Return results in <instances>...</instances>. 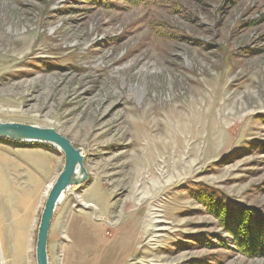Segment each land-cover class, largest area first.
Segmentation results:
<instances>
[{
  "label": "rangeland",
  "instance_id": "374dc122",
  "mask_svg": "<svg viewBox=\"0 0 264 264\" xmlns=\"http://www.w3.org/2000/svg\"><path fill=\"white\" fill-rule=\"evenodd\" d=\"M0 122L84 154L50 264H264L211 206L264 222V0H0ZM29 149L0 144V264H37L64 167Z\"/></svg>",
  "mask_w": 264,
  "mask_h": 264
},
{
  "label": "water",
  "instance_id": "95a60500",
  "mask_svg": "<svg viewBox=\"0 0 264 264\" xmlns=\"http://www.w3.org/2000/svg\"><path fill=\"white\" fill-rule=\"evenodd\" d=\"M0 139L26 144H43L57 149L64 157V167L52 183L40 217L37 230V264H50L48 255L49 234L59 201L72 187H80L89 178L82 149L55 131L32 125L0 122Z\"/></svg>",
  "mask_w": 264,
  "mask_h": 264
},
{
  "label": "trees",
  "instance_id": "16d2710c",
  "mask_svg": "<svg viewBox=\"0 0 264 264\" xmlns=\"http://www.w3.org/2000/svg\"><path fill=\"white\" fill-rule=\"evenodd\" d=\"M0 144H5V145H9V146H13V147H17V148H32V149H44L47 151H56V149H54L51 146L48 145H43V144H26V143H17V142H12V141H8V140H4V139H0ZM211 206H215L216 208V212H221L220 218L224 219V221L227 222V225L229 227H232V229H235L237 231H239L238 236H240V238H248V241H244L246 243V251L250 250V251H256L257 249H260V251H258L259 254H264V228L262 227V221H260L258 223V225L254 226V228L252 227V225L250 224L249 221H251V213H243L238 211L235 208H231L230 205L226 202H216L213 201L211 203ZM218 208V209H217ZM252 211V210H251ZM248 221V222H246ZM254 223V221L252 222ZM244 225V226H243ZM256 227V228H255ZM238 228H241L240 230H238ZM234 231V230H232ZM255 231L257 234V236L254 234ZM259 242L258 243V239ZM256 239V241H255ZM263 241V242H261Z\"/></svg>",
  "mask_w": 264,
  "mask_h": 264
},
{
  "label": "bare ground",
  "instance_id": "6f19581e",
  "mask_svg": "<svg viewBox=\"0 0 264 264\" xmlns=\"http://www.w3.org/2000/svg\"><path fill=\"white\" fill-rule=\"evenodd\" d=\"M207 104H204V106H206ZM240 105V104H239ZM195 106H196V108H197V104H195ZM199 106V105H198ZM241 106V105H240ZM180 110V109H179ZM191 112H193V105L191 106ZM154 114H152L151 116H153ZM188 116V115H187ZM178 118H180V117H177V115H175V119H177L181 124H183V123H186V124H189V126H188V128L190 129V125H191V123H196V124H199L198 122H202L204 119H205V115L202 113V112H200V111H198V108H197V110H196V112H195V119L193 120L191 117H190V119H187V118H182L183 120H181V119H178ZM149 119V118H148ZM150 121V120H149ZM143 125H141V127H142ZM200 127H202V126H200ZM139 128V127H138ZM145 128V127H144ZM202 129V128H201ZM186 130V129H185ZM201 131V130H200ZM158 166V165H157ZM163 174V173H162ZM152 176L154 177L155 176V174H152ZM157 176V175H156ZM156 176H155V178H156ZM152 177V178H153ZM151 178V179H152ZM157 179V178H156ZM159 179V178H158ZM162 179V178H161ZM153 181V180H152ZM151 181V182H152ZM159 182H161V181H159ZM51 186H52V184H50L49 185V187H48V191H47V195H48V193H49V190H50V188H51ZM68 190H70V189H68ZM67 190V191H68ZM67 191H66V193H67ZM149 192H150V190H149ZM66 193L64 194V196L61 198V200L59 201V205L64 201V199H65V197H66ZM46 198H47V196H46ZM159 220V219H158ZM156 221H157V219H156Z\"/></svg>",
  "mask_w": 264,
  "mask_h": 264
},
{
  "label": "crops",
  "instance_id": "0c3cea01",
  "mask_svg": "<svg viewBox=\"0 0 264 264\" xmlns=\"http://www.w3.org/2000/svg\"><path fill=\"white\" fill-rule=\"evenodd\" d=\"M17 148V147H16ZM18 149H21V148H18ZM24 149H26V148H24ZM29 149V148H28ZM32 149V148H31ZM37 149V148H36ZM30 150V149H29ZM42 151H44L45 153H48V157H49V159H54L55 158V156H54V154L52 153V152H50V151H47V150H44V149H41Z\"/></svg>",
  "mask_w": 264,
  "mask_h": 264
}]
</instances>
